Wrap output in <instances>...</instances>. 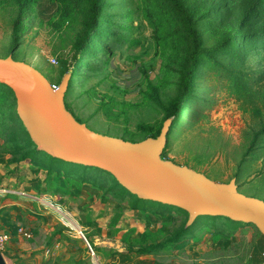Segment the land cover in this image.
Instances as JSON below:
<instances>
[{
	"label": "rangeland",
	"instance_id": "rangeland-1",
	"mask_svg": "<svg viewBox=\"0 0 264 264\" xmlns=\"http://www.w3.org/2000/svg\"><path fill=\"white\" fill-rule=\"evenodd\" d=\"M104 1L101 12L109 17L103 21L104 33L95 48L87 49L74 76L72 39L81 27L78 20L61 21L55 0L29 3L16 38L17 4L0 0V58L11 55L28 63L54 86L66 76L72 84L65 102L78 120L95 132L139 141L137 125L156 124L162 118L149 90L152 87L161 101L171 98L178 63L169 58L168 50L155 45L140 15L139 0ZM200 29L210 47L207 30L202 25ZM245 64L252 70L262 68L256 61ZM254 78L249 89L238 92L223 74L209 72L201 79L195 72L189 100L168 135L164 159L214 182L234 178L240 193L264 201V137L251 145L264 123V77ZM2 93L0 188L5 192L0 194V207L5 205V211L0 213V228L14 238L11 248L25 255L24 264H264V236L252 224L224 230L222 220L212 227L204 218L195 220L179 242L151 254L135 253L136 247L129 244L145 241L148 234L162 241L182 216L175 211L160 216L133 210L127 194L121 197L74 174L57 176L32 159L12 161L15 154L6 138L17 127L9 117L15 102L0 85ZM20 229L26 235L19 234Z\"/></svg>",
	"mask_w": 264,
	"mask_h": 264
},
{
	"label": "trees",
	"instance_id": "trees-1",
	"mask_svg": "<svg viewBox=\"0 0 264 264\" xmlns=\"http://www.w3.org/2000/svg\"><path fill=\"white\" fill-rule=\"evenodd\" d=\"M13 1L18 8V15L13 25V38H16L25 8L33 0ZM55 1L58 4L57 12L61 21L72 23L78 20L81 27L72 39L74 65H71V74L74 76L77 65L82 63V59L87 54V49L95 48L98 37L104 33L103 21L109 17L105 16L101 10L106 1ZM139 4L140 15L151 28L155 45L163 51L168 50L169 58H175L178 63L176 92L171 98L161 101L157 92L150 86L151 99L159 106L162 118L156 124H138L137 130L141 136L139 140L156 137L167 119H171L167 138L174 131L193 90L195 72L201 79L209 72L223 74L231 88L238 92L249 89V80L253 77L256 81L264 77V0H139ZM200 25L207 30V36L211 40L210 47L204 44ZM247 61H256V65H261L262 68L252 70L245 64ZM71 84L72 82L68 83V89ZM0 85L10 93L14 103L12 91L7 86L1 83ZM1 96L3 93L0 94ZM12 109L14 111L9 112V117L17 124V127L15 130H10L6 138L11 152L15 154L12 161L32 159L34 164L42 166L47 172H55L57 176L62 174L68 177L74 174L82 182L105 188L106 191L115 190L121 197L127 194L130 196L129 207L133 210L150 211L160 216L175 211L182 216L183 221L180 225L169 232L162 241H154L155 237L151 238L148 234L145 236V241L140 240L135 241L134 245L129 244L131 249L136 247L135 253L151 254L166 244L179 242L189 233L190 227L185 228L186 211L159 202L139 199L102 169L68 163L43 152L39 153L15 114L14 106ZM259 136L264 137V123L258 133L252 137V146L257 143ZM167 144L168 142L161 154L163 159ZM35 155L40 156L37 159L44 164L34 159ZM67 164H70L72 168L67 167ZM199 218H204V221L208 223L206 225L212 227H217V221L222 220L221 225H224V230L242 224L223 216H200L197 219Z\"/></svg>",
	"mask_w": 264,
	"mask_h": 264
},
{
	"label": "water",
	"instance_id": "water-1",
	"mask_svg": "<svg viewBox=\"0 0 264 264\" xmlns=\"http://www.w3.org/2000/svg\"><path fill=\"white\" fill-rule=\"evenodd\" d=\"M0 83L12 91L15 114L37 151L102 169L139 199L186 211L185 228L200 216H223L252 224L264 236V201L240 193L234 178L214 182L161 158L171 119L156 137L131 142L95 132L75 118L66 107V76L53 87L33 66L8 55L0 58ZM0 264H8L1 253Z\"/></svg>",
	"mask_w": 264,
	"mask_h": 264
},
{
	"label": "crops",
	"instance_id": "crops-1",
	"mask_svg": "<svg viewBox=\"0 0 264 264\" xmlns=\"http://www.w3.org/2000/svg\"><path fill=\"white\" fill-rule=\"evenodd\" d=\"M2 192H5V190H3V189H1L0 188V194L2 193ZM15 193H17V192H15ZM2 195H0V197H1ZM3 206H5V205H2L1 207H0V213H2V212H4L5 211V207H3ZM0 231H5V230H3V229H1L0 228ZM7 232V231H6ZM12 240H14V238H12V236H11V239H10V241H9V243H8V246H7V250L5 251V255H3V257L5 258V260L7 261V263L9 264V261H12V263L13 264H24L23 262H25V261H22L21 260V256H24L25 257V255L24 254H22V255H19L18 253H17V250L15 251L13 248H11L12 246H11V242H12ZM17 241V240H16ZM30 263L31 264H34L33 262H31L30 261Z\"/></svg>",
	"mask_w": 264,
	"mask_h": 264
},
{
	"label": "built area",
	"instance_id": "built-area-1",
	"mask_svg": "<svg viewBox=\"0 0 264 264\" xmlns=\"http://www.w3.org/2000/svg\"><path fill=\"white\" fill-rule=\"evenodd\" d=\"M53 87H56L54 85H52ZM18 233L19 234H23V235H26L24 232H22V230H18ZM11 239V235L6 232V231H0V253L3 255V252H5L7 246H8V243Z\"/></svg>",
	"mask_w": 264,
	"mask_h": 264
}]
</instances>
